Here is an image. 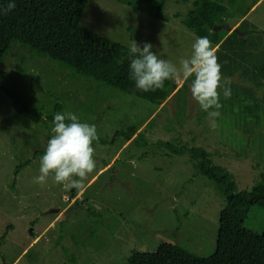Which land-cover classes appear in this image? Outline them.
I'll return each mask as SVG.
<instances>
[{"label":"rangeland","instance_id":"rangeland-1","mask_svg":"<svg viewBox=\"0 0 264 264\" xmlns=\"http://www.w3.org/2000/svg\"><path fill=\"white\" fill-rule=\"evenodd\" d=\"M194 1L164 0L157 19L114 0H90L79 25L128 49L132 40L151 43L152 51L179 68L197 38L182 24ZM221 4L227 10L221 25L231 27L228 33L241 26L248 42L256 44L254 54L264 55V0ZM11 46L0 63V86L36 115L0 91V238L5 235L0 264H128L133 252H153L163 243L210 256L225 196L198 165L228 175L234 192L248 191L259 181L264 89L238 74L223 75L235 88L227 99L221 89V115L212 129L191 96L192 78L173 79L176 89L156 106L99 85L18 42ZM125 75L131 78L130 63ZM244 91L253 93V100ZM57 103L61 112L95 124L99 135L93 143L96 169L79 189L51 178L43 186L33 182L39 175L35 154L51 138L49 117ZM249 105L251 114L244 110ZM131 127L140 136L126 142L116 135ZM193 147L207 158L200 161L185 150L173 154V149ZM263 225L264 211L253 206L247 227L261 232Z\"/></svg>","mask_w":264,"mask_h":264},{"label":"trees","instance_id":"trees-1","mask_svg":"<svg viewBox=\"0 0 264 264\" xmlns=\"http://www.w3.org/2000/svg\"><path fill=\"white\" fill-rule=\"evenodd\" d=\"M90 0H16V8L7 14H0V63L11 50V45L20 43L42 58L73 70L76 74L93 79L99 85L117 89L156 106H160L177 87L173 80L165 81L164 88L144 92L136 89L134 81L125 75L131 56L129 49L119 43L82 28L81 16ZM136 11L160 18L164 0H114ZM8 0H0V7L6 8ZM156 5L155 12L153 7ZM227 10L221 0H195L182 24L196 37L207 36L214 47H218V62L222 75L238 74L251 82L259 91L264 89V55H255L241 26L228 33L229 29L213 31L224 23ZM186 84V82H185ZM231 91L235 88L227 82ZM13 104L22 111L32 113L29 107L18 100L7 88L0 86ZM246 98L254 94L244 91ZM244 110L251 114L252 105ZM55 113L61 112V104L55 105ZM36 115L35 113H32ZM54 114L49 118L53 120ZM258 119V117H257ZM138 129L129 128L117 132L126 142L137 134ZM137 135L140 136V133ZM137 137V139L139 138ZM181 143V142H180ZM169 146L168 143H161ZM189 151L197 158H207L201 149L176 148L173 154ZM44 150L35 156L41 157ZM201 162L199 172L212 180L215 187L225 196V205L219 212L216 245L208 257H199L176 244H161L153 252H133L128 264H264V225L261 232L247 227L249 212L253 206L264 211V172L259 181L248 191L234 192L233 181L216 167L209 168ZM25 163L20 167L27 166ZM197 168V167H196ZM20 169H18V172ZM75 191H77L75 189ZM73 196V194H71ZM5 235L0 238V241Z\"/></svg>","mask_w":264,"mask_h":264},{"label":"clouds","instance_id":"clouds-1","mask_svg":"<svg viewBox=\"0 0 264 264\" xmlns=\"http://www.w3.org/2000/svg\"><path fill=\"white\" fill-rule=\"evenodd\" d=\"M15 8L16 0H8L6 8L0 7V14H7ZM152 49L151 43L139 45L134 40L130 42V75L136 89L144 92L162 90L167 80L182 77L187 81L192 78L191 96L207 114L209 127L215 129L221 115V89L227 99L231 97V88L226 86L217 49L209 38L197 37L190 57L181 59L179 68ZM51 133L40 157L39 175L33 182L43 186L51 178L66 188H82L96 169L93 143L98 142L99 135L95 124L81 122L79 116L71 111L58 112L54 114Z\"/></svg>","mask_w":264,"mask_h":264},{"label":"water","instance_id":"water-1","mask_svg":"<svg viewBox=\"0 0 264 264\" xmlns=\"http://www.w3.org/2000/svg\"><path fill=\"white\" fill-rule=\"evenodd\" d=\"M221 29H229L227 26L225 25H220V26H216L213 28V31H219Z\"/></svg>","mask_w":264,"mask_h":264}]
</instances>
